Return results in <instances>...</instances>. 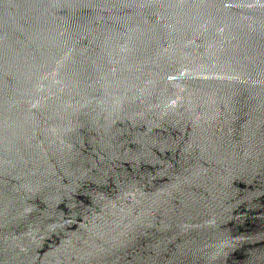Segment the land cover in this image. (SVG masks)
I'll list each match as a JSON object with an SVG mask.
<instances>
[{"label":"water","instance_id":"obj_1","mask_svg":"<svg viewBox=\"0 0 264 264\" xmlns=\"http://www.w3.org/2000/svg\"><path fill=\"white\" fill-rule=\"evenodd\" d=\"M0 264H264V0H0Z\"/></svg>","mask_w":264,"mask_h":264}]
</instances>
